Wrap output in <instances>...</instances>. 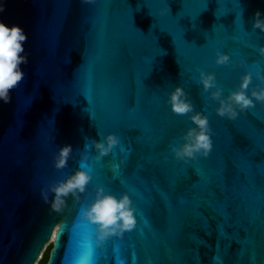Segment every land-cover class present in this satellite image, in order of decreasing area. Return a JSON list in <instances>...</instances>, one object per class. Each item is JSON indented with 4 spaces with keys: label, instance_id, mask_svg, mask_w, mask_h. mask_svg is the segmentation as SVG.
<instances>
[{
    "label": "water",
    "instance_id": "water-1",
    "mask_svg": "<svg viewBox=\"0 0 264 264\" xmlns=\"http://www.w3.org/2000/svg\"><path fill=\"white\" fill-rule=\"evenodd\" d=\"M4 3L0 19L27 33L28 62L11 100L0 101V264H35L49 241L44 264H89L83 256L96 243L95 225L78 212L96 184L128 191L136 209L133 229L99 245L107 244L108 264H264V161L248 159L256 153L264 160V102L229 118L215 111L217 101L198 79L201 68L213 71L225 93L245 71L252 85L262 82L256 71L264 65L251 62L264 58V32L252 18L264 0ZM232 11L242 21L238 15L230 33ZM217 49L229 62H215ZM176 83L208 116L213 146L206 156L185 160L170 148L192 123L167 101ZM108 131L120 143L96 160L86 138ZM65 142L73 153L57 168L53 153ZM85 163L92 179L79 202L69 195L62 210L51 209L41 187ZM117 165L126 183L113 174ZM191 168L199 181L186 174Z\"/></svg>",
    "mask_w": 264,
    "mask_h": 264
},
{
    "label": "clouds",
    "instance_id": "clouds-1",
    "mask_svg": "<svg viewBox=\"0 0 264 264\" xmlns=\"http://www.w3.org/2000/svg\"><path fill=\"white\" fill-rule=\"evenodd\" d=\"M4 7V0H0V12ZM252 26L264 32V10L260 8L254 10ZM27 38L22 25L7 23L4 19H0V101L5 103L11 100V90L16 88L26 75L23 65L28 62L24 45ZM259 51L264 53V43L259 45ZM229 59L228 52L216 50L217 64L227 63ZM256 76L262 82L252 85V72L241 73L238 84L226 93L218 84L213 71L201 68L198 79L208 95L217 101L215 111L234 118L238 115V110H244L257 101L264 102V71L257 70ZM167 101L174 112L186 114L192 121L181 133L182 139L178 143L170 144L174 155L185 160L194 158L198 153L208 155L213 146V130L207 114L195 108L185 87L180 83H176L168 92ZM86 139L90 140L91 147L95 149L96 160L101 159L112 151L114 145L120 143V137L113 131L104 133L99 139L95 137ZM72 153L71 143L65 142L59 145L53 153L55 167H65ZM91 179L92 173L89 167H75L62 178L52 180L41 187V196L51 209L62 210L69 195L74 199H80V194L87 190ZM78 215L95 225V241L98 244L111 234L122 235L125 230L133 229L137 223L136 209L129 192L121 191L117 194L106 190L103 184L95 185L94 195L86 203L81 204Z\"/></svg>",
    "mask_w": 264,
    "mask_h": 264
},
{
    "label": "snow or ice",
    "instance_id": "snow-or-ice-1",
    "mask_svg": "<svg viewBox=\"0 0 264 264\" xmlns=\"http://www.w3.org/2000/svg\"><path fill=\"white\" fill-rule=\"evenodd\" d=\"M218 2V0H217ZM207 4H208V0H207ZM239 9H241V6L239 5L238 6ZM232 12H235L236 15H235V18H234V21L232 23V27L231 29H229V32L231 33L233 30H236L237 28V16L239 15L240 17V21H242V17L240 15V12L237 13L236 11H232ZM225 27L228 28V25L225 24ZM240 28L241 30L243 31V33H246L247 29H245L244 27V24H240ZM190 42V41H188ZM191 43V42H190ZM252 65H255V66H258V65H264V58H261V59H257L255 61H252L251 62ZM138 130H141L138 128ZM260 154L264 155V151H259ZM248 159L252 162V163H258V162H261V161H264V160H261V156L260 155H257L256 153H250L248 154ZM85 167H91V165H88L85 163ZM191 173V174H194L195 177H196V181H199L201 179V173L199 170H197L196 168H191L190 170L188 169L186 174L188 173ZM116 177L117 180H121L122 178V182L123 183H126V177H123V173L121 172L120 170V166L117 165L115 167V170H114V173H113ZM179 179L180 177H177L173 180L170 181V183L176 187V185L179 183ZM211 191L212 192H217L218 190L216 188H211ZM76 202L78 203L79 200L76 199ZM145 216L147 217L148 219V222L151 223V218L150 216H148L147 213H145ZM62 227V226H61ZM123 236V234L121 235V237ZM58 241H60V237L58 236L57 237V245H58ZM101 245V243H95V245H91L87 248L86 250V253L84 254L83 256V259L84 260H87L89 262V264H108V255H109V252H108V248H107V244H104L103 246H99ZM99 246V247H98ZM120 256L126 260L128 257L127 256H124L123 255V252H122V249L120 248ZM216 259L217 260H221V256L220 254L216 256ZM253 261L255 259V257L253 256ZM121 264H123V261H121Z\"/></svg>",
    "mask_w": 264,
    "mask_h": 264
},
{
    "label": "rangeland",
    "instance_id": "rangeland-1",
    "mask_svg": "<svg viewBox=\"0 0 264 264\" xmlns=\"http://www.w3.org/2000/svg\"><path fill=\"white\" fill-rule=\"evenodd\" d=\"M51 246H52V241L47 242V243L45 244L44 249L42 250V254H43V252H44L45 250H46V253H47V251H49V249H50ZM41 256H42V255H41ZM40 258H41V257H40ZM39 260H40V259H37L36 262H35V264H38ZM39 264H41V262H40Z\"/></svg>",
    "mask_w": 264,
    "mask_h": 264
},
{
    "label": "trees",
    "instance_id": "trees-1",
    "mask_svg": "<svg viewBox=\"0 0 264 264\" xmlns=\"http://www.w3.org/2000/svg\"><path fill=\"white\" fill-rule=\"evenodd\" d=\"M47 255H48V251H47V253H46V250H45V251L43 252V254H42V256H41V258H40L38 264H39L40 262H41V264H43V263L45 262L46 258H47Z\"/></svg>",
    "mask_w": 264,
    "mask_h": 264
},
{
    "label": "flooded vegetation",
    "instance_id": "flooded-vegetation-1",
    "mask_svg": "<svg viewBox=\"0 0 264 264\" xmlns=\"http://www.w3.org/2000/svg\"><path fill=\"white\" fill-rule=\"evenodd\" d=\"M51 247H52V246H51ZM51 247H50V248H51ZM49 251H50V249H49ZM49 251H48V255H49ZM48 255H47V258H48ZM47 258H46V260H47ZM46 260H45V262H46ZM45 262H44V263H45ZM44 263H43V264H44Z\"/></svg>",
    "mask_w": 264,
    "mask_h": 264
},
{
    "label": "bare ground",
    "instance_id": "bare-ground-1",
    "mask_svg": "<svg viewBox=\"0 0 264 264\" xmlns=\"http://www.w3.org/2000/svg\"><path fill=\"white\" fill-rule=\"evenodd\" d=\"M52 238H53V234H52V236H51L50 240H52Z\"/></svg>",
    "mask_w": 264,
    "mask_h": 264
}]
</instances>
